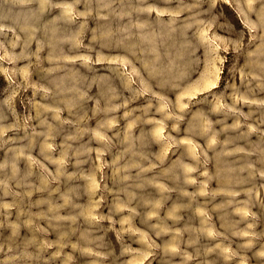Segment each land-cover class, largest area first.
<instances>
[{
  "label": "rangeland",
  "instance_id": "374dc122",
  "mask_svg": "<svg viewBox=\"0 0 264 264\" xmlns=\"http://www.w3.org/2000/svg\"><path fill=\"white\" fill-rule=\"evenodd\" d=\"M0 264H264V0H0Z\"/></svg>",
  "mask_w": 264,
  "mask_h": 264
}]
</instances>
